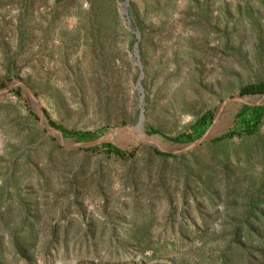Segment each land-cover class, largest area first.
Returning a JSON list of instances; mask_svg holds the SVG:
<instances>
[{"label": "rangeland", "instance_id": "374dc122", "mask_svg": "<svg viewBox=\"0 0 264 264\" xmlns=\"http://www.w3.org/2000/svg\"><path fill=\"white\" fill-rule=\"evenodd\" d=\"M262 82L264 0H0V264H264Z\"/></svg>", "mask_w": 264, "mask_h": 264}, {"label": "trees", "instance_id": "16d2710c", "mask_svg": "<svg viewBox=\"0 0 264 264\" xmlns=\"http://www.w3.org/2000/svg\"><path fill=\"white\" fill-rule=\"evenodd\" d=\"M242 95H255V94H264V82L258 83V84H252L244 87L241 90ZM244 113L247 114L246 122L243 128V132L245 134H253L259 125L262 122V119L264 117V105H255V106H247L246 109L244 110ZM208 118H210V114L204 116L200 120H198L192 127V132H197L199 130H204L206 127ZM52 127L55 129L59 130L64 139H69V138H80V139H89L91 137V134L87 133H73L67 129H65L62 126L56 125L54 123H50ZM152 134H159V131L156 129H151L150 131ZM235 134L233 132H227L223 136L217 138L216 140H226L230 139L234 136ZM168 141H172L178 144L182 143H187L192 140V133H185L182 135H179L175 138H169V137H164ZM109 153L119 157V158H126L128 157L129 153L125 150H122L121 148L118 147H110ZM129 239H134L136 242H144L142 238L140 237V233H135L131 234L129 236Z\"/></svg>", "mask_w": 264, "mask_h": 264}, {"label": "water", "instance_id": "95a60500", "mask_svg": "<svg viewBox=\"0 0 264 264\" xmlns=\"http://www.w3.org/2000/svg\"><path fill=\"white\" fill-rule=\"evenodd\" d=\"M126 6H127V2L122 4L124 15H127ZM137 38H138V39L140 38V35H139V34H137ZM137 48H138V43H136V45H135V56H136V58H137V60H138V66L142 69V66H141V64H140V62H139V57H138V50H137ZM143 77H144V73L142 72V73H141V76H140V78H139V81H138V85H137L138 90H139V92H140V94H141V101H142V103H143V89H142V86H141V80H142ZM16 86H17V85H13V86L9 87L8 89H6L5 91H3L2 93L9 92L11 89L15 88ZM20 86H21L22 89L28 94V96L30 97V99L35 103V105L37 106L38 111H39V116H40L41 120L44 121V120H45V117H46V116H45V112H44V111L39 107V105L37 104V101H36L35 96H34V94L32 93V91H31L28 87H26L25 85H20ZM231 101H236V99H232ZM231 101H228V102H231ZM238 101H239V100H238ZM226 103H227V102H226ZM226 103H224L223 105H225ZM258 105H261V104H258ZM221 109H222V107H221ZM143 121H144V115H143V110H142V111H141V116H140L139 123H138V125L135 127V129L142 130ZM46 128L49 129L50 131L54 132L55 134H57V136H58V138H59V140H60L61 142L64 141V137H63L62 133H61L59 130L55 129V128L52 127L50 124L47 125ZM122 129H131V128L124 127V128H122ZM117 130H120V129H117ZM115 131H116V130H115ZM102 141H103L102 139H101V140H97V141H88V142H83V143H77V144H74L73 146H74V147L95 146V145L100 144Z\"/></svg>", "mask_w": 264, "mask_h": 264}]
</instances>
